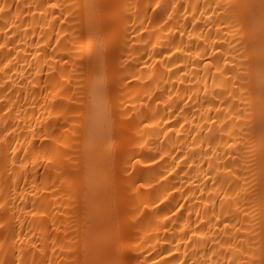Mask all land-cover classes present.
Returning <instances> with one entry per match:
<instances>
[{"label": "bare ground", "instance_id": "1", "mask_svg": "<svg viewBox=\"0 0 264 264\" xmlns=\"http://www.w3.org/2000/svg\"><path fill=\"white\" fill-rule=\"evenodd\" d=\"M0 264H264V0H0Z\"/></svg>", "mask_w": 264, "mask_h": 264}]
</instances>
